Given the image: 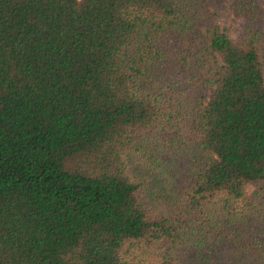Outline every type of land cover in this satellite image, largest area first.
<instances>
[{"label": "trees", "instance_id": "16d2710c", "mask_svg": "<svg viewBox=\"0 0 264 264\" xmlns=\"http://www.w3.org/2000/svg\"><path fill=\"white\" fill-rule=\"evenodd\" d=\"M0 264H264L260 0H0Z\"/></svg>", "mask_w": 264, "mask_h": 264}, {"label": "rangeland", "instance_id": "374dc122", "mask_svg": "<svg viewBox=\"0 0 264 264\" xmlns=\"http://www.w3.org/2000/svg\"><path fill=\"white\" fill-rule=\"evenodd\" d=\"M260 2L264 6V0H260ZM215 20L220 25H230V33L232 34L241 26V17L235 16L226 2H223L222 5L216 9ZM247 189H250V187H247Z\"/></svg>", "mask_w": 264, "mask_h": 264}]
</instances>
